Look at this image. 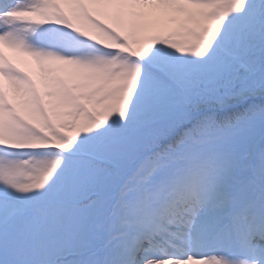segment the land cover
I'll list each match as a JSON object with an SVG mask.
<instances>
[{
	"label": "snow or ice",
	"instance_id": "1",
	"mask_svg": "<svg viewBox=\"0 0 264 264\" xmlns=\"http://www.w3.org/2000/svg\"><path fill=\"white\" fill-rule=\"evenodd\" d=\"M0 264H264V0H0Z\"/></svg>",
	"mask_w": 264,
	"mask_h": 264
}]
</instances>
